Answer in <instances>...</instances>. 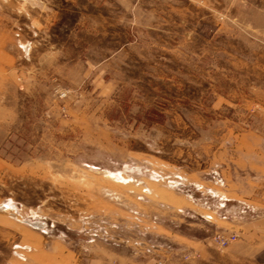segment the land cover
<instances>
[{"label": "rangeland", "instance_id": "1", "mask_svg": "<svg viewBox=\"0 0 264 264\" xmlns=\"http://www.w3.org/2000/svg\"><path fill=\"white\" fill-rule=\"evenodd\" d=\"M0 205V264H264V0H0Z\"/></svg>", "mask_w": 264, "mask_h": 264}, {"label": "built area", "instance_id": "2", "mask_svg": "<svg viewBox=\"0 0 264 264\" xmlns=\"http://www.w3.org/2000/svg\"><path fill=\"white\" fill-rule=\"evenodd\" d=\"M235 239V236L225 237L223 235H216L213 240L219 248H225L227 245L234 242Z\"/></svg>", "mask_w": 264, "mask_h": 264}, {"label": "crops", "instance_id": "3", "mask_svg": "<svg viewBox=\"0 0 264 264\" xmlns=\"http://www.w3.org/2000/svg\"><path fill=\"white\" fill-rule=\"evenodd\" d=\"M190 202V201H189ZM192 203V202H190ZM196 209L202 211L206 214V216L213 217V212L209 211L208 209L202 208V207H196Z\"/></svg>", "mask_w": 264, "mask_h": 264}, {"label": "water", "instance_id": "4", "mask_svg": "<svg viewBox=\"0 0 264 264\" xmlns=\"http://www.w3.org/2000/svg\"><path fill=\"white\" fill-rule=\"evenodd\" d=\"M5 209V206H3V205H0V211L1 210H4ZM35 223V222H34ZM34 223H28L31 227H36L35 225H34ZM44 225H38L37 226V228H42Z\"/></svg>", "mask_w": 264, "mask_h": 264}, {"label": "bare ground", "instance_id": "5", "mask_svg": "<svg viewBox=\"0 0 264 264\" xmlns=\"http://www.w3.org/2000/svg\"><path fill=\"white\" fill-rule=\"evenodd\" d=\"M36 227L38 226V225H40V224H34Z\"/></svg>", "mask_w": 264, "mask_h": 264}]
</instances>
